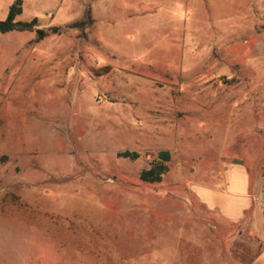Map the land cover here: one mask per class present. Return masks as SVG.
<instances>
[{"label": "rangeland", "instance_id": "1", "mask_svg": "<svg viewBox=\"0 0 264 264\" xmlns=\"http://www.w3.org/2000/svg\"><path fill=\"white\" fill-rule=\"evenodd\" d=\"M34 17L42 39L0 32V264H264L263 226L200 198L239 197L233 164L264 188V0H24Z\"/></svg>", "mask_w": 264, "mask_h": 264}, {"label": "crops", "instance_id": "2", "mask_svg": "<svg viewBox=\"0 0 264 264\" xmlns=\"http://www.w3.org/2000/svg\"><path fill=\"white\" fill-rule=\"evenodd\" d=\"M238 165L240 167H236ZM246 170L242 164H233L222 174L227 188H230L228 186L239 188V197H225L226 192L219 196L221 193L217 192L216 187L213 186L205 187L208 194L200 198L212 211L231 223L242 224L246 228L257 226V231H260L259 226L264 228V199L262 198L264 188L262 182L257 179L253 181L249 171Z\"/></svg>", "mask_w": 264, "mask_h": 264}, {"label": "trees", "instance_id": "3", "mask_svg": "<svg viewBox=\"0 0 264 264\" xmlns=\"http://www.w3.org/2000/svg\"><path fill=\"white\" fill-rule=\"evenodd\" d=\"M23 1L16 0L10 7L8 15L5 19L0 20V32L7 33L10 31H35L38 39H42L48 35V30L38 25V17L31 20H18V16L23 12ZM84 22H76L73 26L84 27ZM124 158L136 159L140 156L137 151L126 150L118 153ZM171 152L169 150H162L158 153L157 159L151 164L149 168L142 170L140 178L146 182H160L164 176L169 172L168 162L171 160Z\"/></svg>", "mask_w": 264, "mask_h": 264}, {"label": "water", "instance_id": "4", "mask_svg": "<svg viewBox=\"0 0 264 264\" xmlns=\"http://www.w3.org/2000/svg\"><path fill=\"white\" fill-rule=\"evenodd\" d=\"M262 198L264 199V191H263V193H262Z\"/></svg>", "mask_w": 264, "mask_h": 264}]
</instances>
